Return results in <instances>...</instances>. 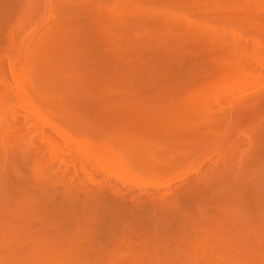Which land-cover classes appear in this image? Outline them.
Here are the masks:
<instances>
[{"label": "rangeland", "instance_id": "374dc122", "mask_svg": "<svg viewBox=\"0 0 264 264\" xmlns=\"http://www.w3.org/2000/svg\"><path fill=\"white\" fill-rule=\"evenodd\" d=\"M71 1L74 4L72 3L70 6L67 1V6H65L67 14L62 20V25L57 21H59L58 16L61 15V11L60 13L58 12L59 8L66 5L64 0H0V169H3L2 167L5 168V162L11 168L6 169L7 171L11 170L12 173L8 171L9 174L6 172L8 175H5V172L2 174L5 177V179L4 177L2 178V181L11 179L10 183L5 182L6 185L11 186L18 180L20 181L16 184L18 185V190L12 188V186V191L9 189L8 191L5 185L7 190L5 193L8 192V194L4 195V199L2 198L3 195L0 198L6 201L5 197L12 195L11 193L14 192L12 195L16 197L14 199H20L14 200V203L18 202L13 205H15L14 207L17 211H20L25 216L24 220L22 217V220H28L29 222V220L36 219V221L34 220L35 226L29 222L31 223L29 229L27 228L29 223L25 222L27 223L25 225L20 218H17L20 221H17L18 223L16 222L17 219L8 221V211L15 210L13 205H11L12 203L9 206L13 208L10 209L8 207L9 210L5 211V214H0V264H264V76L260 78L261 81H258L260 80L258 79L252 82L256 85H254L255 87L263 88L258 94L260 96L263 94L261 98L258 96L261 102L257 103L256 110H248L249 112L251 111L250 115L247 114L249 116H246L248 111H245V113L242 111L243 115L245 114L244 118L240 112L239 114L242 116L238 118L240 124L246 122L244 127L241 126L242 130L254 138L255 141L252 140L254 141L253 145H256L253 146L251 144V146L249 144L250 146H247L245 141L246 143L243 147V141H241V144L237 135L233 136L237 131L236 127L239 128V126L235 125V128H232L235 133L231 130L233 142L236 139L238 141L236 140L237 142L233 143L231 139L230 144L237 146H235L236 149L234 147H232L234 149L231 147L230 149L239 153L235 155L230 151L231 154L229 155L239 156L241 152L246 155V158L243 157L245 160L243 164L245 171L241 169L245 174L241 178L243 173H240L241 175H238L239 180L235 183L237 185L240 183L241 187L242 184L248 187L249 191L247 190L245 193L248 192L250 194L247 193L248 196L245 193L241 194L240 192L244 190L242 189L243 187H240L243 191L239 189L238 186L240 185L231 186L232 189L235 187L232 190L233 193L228 195L227 200L222 201L221 207L223 206L224 208L227 205L229 208L232 205V208H236V210L235 208L233 209L235 210L234 214H232L233 210L230 207V209H227L232 211L230 212L231 215L230 213L228 214L229 218L223 215L224 219L222 218L216 225L215 221H213L215 218L210 221L207 220L209 224L210 222L212 225L214 224L215 226L213 225V227L215 228L223 223V226L220 227L221 233L219 232L218 241L214 239V244L212 243L211 234L208 235L212 229L210 225V230H203L206 226L202 229L206 232V235L203 234V231L202 233L200 231L201 234H199L196 232V228L192 229L197 236L199 234L200 239L205 243L206 251L202 255L199 254L200 251H198L199 253L197 252L198 255H192V253L191 255H189L190 253L182 255L181 251V253L177 252L180 255H175V250L178 251L182 250L179 248H185V242L182 244L184 238H179L180 235L174 240L175 242L167 240L166 243L164 242L165 238L163 239L162 243H166L167 247L170 245L169 249L163 247V244L158 247L161 242L159 244L155 243L157 240L149 243L152 238L151 234H149L151 236L148 237V239L150 238L148 242H142L145 241L143 240L144 236L148 235L146 232L152 234L155 232L152 223L154 224L157 218L167 216L172 210L171 206L165 209L168 201L165 204L159 201V204L162 202L161 206L164 207L159 208L156 206L155 204L158 202L155 201L154 197L157 195L153 196V194L165 197L170 190L166 187L157 189L154 187L138 188V186L134 185L127 186L120 179L110 175L108 170L118 173L124 171L127 176H132V174L141 175L147 173V171V174H157L176 159L183 160V165L188 163L192 165L191 163L193 162L190 161L193 159L194 161L197 160L195 163L198 164L197 162L203 159L201 158L203 155L201 156L200 152L205 153L209 149V145H205L202 142V147L205 145L206 150L203 148L201 150V143L200 145L197 143L203 140L202 136L197 137L196 134H193L191 138V135H188L186 131L190 132L187 130L189 129L188 127H198L200 124L203 127L205 122L208 123V120L214 121L219 120L221 117L224 118L227 110L234 107H230L231 101L238 97L240 91H242H239V89L243 87L241 86L243 85L241 79L245 73L247 74L246 70L249 69L251 76L248 73L249 75L247 76L249 77H244L246 82H244L245 80L243 82H249V85H251L250 81L253 76L264 68V0H117V2L116 0H98L99 3L92 0ZM109 6L110 10L108 9ZM63 9L61 8L60 10ZM150 9L152 10V15L150 14ZM111 10L112 12L110 13ZM191 21L199 24L201 22V26ZM55 24L57 27L60 26L59 28H61V25H65L68 29L63 27L61 28L63 31L61 29L55 31L56 35L54 33L55 36L53 39L51 38L50 46L53 51L51 50L49 55L53 56L52 58L57 63L51 58L54 67H48L44 61L38 60L39 50L43 47L39 45L36 39H38L37 36L44 34L52 25L54 27ZM81 26L83 28H80ZM93 26L94 29H92ZM202 27L213 32L212 39L214 41L219 36L223 39L222 35L224 33L222 32H225L224 36L228 35L229 39L235 35V38H233L236 45L232 48L233 46L228 43L231 40L227 43L224 42L227 46L224 43L223 45L221 44L224 39L222 41L217 39V44L211 40L208 41L211 31L206 33L202 30ZM64 31L70 33L67 34ZM218 32L221 35H218L215 39L214 35L216 36ZM227 32L228 34H226ZM195 33L198 35L196 34V36ZM179 38L180 40H177ZM226 38L225 41L227 40ZM79 39L81 41H78ZM150 39H152L151 42ZM174 39L181 42H175ZM188 40H191L189 44ZM144 41H146V44ZM153 43L154 45H151ZM196 44L199 45L197 46ZM66 46L69 50L65 48ZM86 46L89 48L87 49ZM166 46L168 48L171 46L169 49L173 52ZM247 53H252L254 56L257 53V58L260 57V59L254 61L255 59L253 58L252 60V57L250 55L247 56ZM88 54L91 55L89 56ZM171 54L172 56L175 55V59ZM54 55L56 57L59 55V60L58 58L55 59ZM72 56L75 60H73ZM159 57L161 61L157 60ZM164 57H167L168 60L166 62L169 61L167 62L168 65H166ZM222 57L226 58V63L224 61L222 63V60L219 59H224ZM243 57L245 59H242ZM184 59L186 64L183 63ZM227 59L230 63H235L233 62L234 60L238 63L237 60L239 61V59L241 62L244 60V63L242 62V66L239 61L233 67V64H227ZM126 61L127 63L130 62V64H127ZM162 61L164 62L163 64H161ZM30 64H32V67L29 68L31 70L27 72L28 68H25V66ZM53 70L54 72H52ZM184 74L186 75L184 76ZM250 77V81H247ZM179 78L181 80H178ZM18 79L20 80L19 83ZM58 82L61 86L58 85ZM237 82L241 85L238 86L239 83L237 84ZM236 84L238 90L236 89ZM18 86L21 87L17 91ZM249 90L251 91L252 89ZM249 90L247 89L244 92L247 93ZM244 92L241 94H244ZM244 110H247V108ZM37 113L44 117V120H37L35 117V115H38ZM200 117L199 121L198 118ZM196 120L198 121L196 122ZM238 122L236 124L239 125ZM56 128H60L68 135L76 138L77 142L84 147L83 149L81 148L82 151H76L80 149V146L77 145L78 148L74 147L73 144L71 145L68 139H64L55 130ZM205 130L201 131L200 129L199 135ZM230 133L227 135L229 137H227L228 141L231 138ZM137 137H142L143 140ZM147 137L149 138L145 140ZM152 138L153 140L157 138V140L155 139L156 141H153L154 143L161 142L158 143V146L153 144L155 149L151 146L153 142L151 143L150 139ZM120 139L125 142L126 149H122L119 146L123 144ZM169 140L171 145L168 143ZM132 142L135 144H132ZM50 143L53 144L51 145ZM164 143H166V146H163ZM227 144L226 147L224 146L226 149L229 146V143ZM147 146H151L153 150ZM198 146L201 150L198 149L199 152L197 150ZM224 147L223 149H225ZM249 148V152L246 151ZM159 149L162 150L160 151ZM209 150L206 151V154H208ZM227 150L229 151V148ZM196 151L197 153L195 154ZM4 152L7 153L6 159ZM50 152H53L54 158L51 164H49V161L51 162L49 160ZM213 156L215 157V155ZM217 158L216 156L212 160ZM237 159L238 157L235 158L236 163ZM26 161H30L29 163L31 164ZM186 162L187 164H184ZM23 163L25 164L23 165ZM205 163L209 162L203 160L201 163L202 166L204 165L203 168L206 166ZM209 164L207 165L209 166ZM100 165L104 166L105 169H101ZM38 170H45L47 176L45 172L39 173ZM128 172L129 174H126ZM191 172L193 170L189 173ZM37 173H45L42 175L46 177L37 178ZM230 174H232L231 171ZM18 175L22 176V178L20 179ZM27 177H33L28 179V184L25 183V179L22 180ZM44 177L45 179L48 178L47 181H52L47 183ZM195 177L196 174L192 173V176L184 180L175 181L171 186L173 189H181L183 185ZM38 179L40 181L42 179L43 181L45 180V184ZM222 182L220 181V183ZM219 184H217V188L220 187ZM101 186L105 190L103 194H100L101 192L98 193V188ZM13 189L19 191L17 194L19 198H17ZM94 190H97V192ZM254 190L255 192L253 193ZM1 193L4 192H0V195ZM253 194L255 195L253 196ZM184 195L177 196L179 197V204L183 208L185 206L188 207L192 200V198L189 200L190 196L188 198V196L184 197ZM240 195L243 197L241 198ZM163 196L162 198H164ZM152 201L155 203V207L152 206ZM103 202L104 204H102ZM106 204L108 205L106 206ZM107 207H111L112 210L109 208L111 211L109 210L108 212ZM157 208H159V211ZM40 209L41 212H38ZM42 209L45 211L42 212ZM150 209H152V212ZM155 209L158 211L156 214L159 217L156 215V219L154 218L155 220L153 219L151 222V218L154 217L153 214L156 212ZM145 211L146 213H144ZM148 212L151 213L147 215ZM38 213L40 215L45 213V216L39 218ZM151 214L152 216H150ZM140 215L142 218H140ZM148 216H150L149 222H151V224L147 223L150 225L149 227L146 224L148 219L147 221L145 220ZM230 216H234V218H230ZM235 217L239 218V222ZM234 222L236 223L233 224ZM9 224L10 228H14L12 231L16 229V234L9 232V236H7V234L5 235L6 232L2 233L6 231L4 228L6 225L9 226ZM143 224H146V229H144L145 227L143 228ZM8 226L7 228H9ZM25 226L27 231L24 230ZM201 226L203 225L201 224ZM183 227L186 229L183 235L187 236L191 244L192 239L195 238L192 236L193 232L190 228ZM143 230L146 233L145 235L142 232ZM150 230L152 231L150 232ZM7 231L9 230L7 229ZM177 231H181V228ZM177 231L173 234L174 237H176ZM19 233L25 235L18 237ZM167 235V239L170 236V239L174 238L172 237V230L167 232ZM154 237L155 239L156 237L158 238L157 235ZM19 238H22V241ZM68 238L72 240L71 243H69ZM86 238L91 239L90 241L93 244L91 245ZM155 239L153 238L152 240ZM184 241L188 243L187 240L184 239ZM153 243L158 244L155 247L156 249L157 247L161 248L155 251L152 247ZM70 244L72 246L73 244L76 245V248H72ZM94 244L98 247L96 248ZM208 244L213 245L214 249L213 246L209 248ZM22 245L25 246L22 247ZM92 246L94 247L92 248ZM100 246L104 249V255L99 254L98 249H101ZM143 246H146L145 250ZM218 247H221V249L223 247V251L226 249L229 254L221 255L219 250H222ZM68 248L71 251L72 249L76 251L72 252L73 255L70 253L66 257L67 260L63 256L64 259L62 260L60 255L50 254L51 251H58L56 253L60 252L61 254V251L63 252L64 250L68 253ZM91 248L93 249L92 251ZM128 248L132 250L129 251ZM189 248H191L190 245ZM142 249L144 250L142 251L144 255H139V251L141 252ZM146 249L148 250L147 252H145ZM186 249L190 251L192 248ZM166 251L172 253L169 255ZM66 252L61 255L65 253L67 256ZM151 252L152 254L150 255L149 253ZM153 252H155L154 255ZM164 252H166V255H163Z\"/></svg>", "mask_w": 264, "mask_h": 264}, {"label": "bare ground", "instance_id": "6f19581e", "mask_svg": "<svg viewBox=\"0 0 264 264\" xmlns=\"http://www.w3.org/2000/svg\"><path fill=\"white\" fill-rule=\"evenodd\" d=\"M67 1L70 3H68L70 6H71V4L73 3L71 0L69 1V0H64V2L66 3V5H63L64 7L65 6H67ZM93 2H97V3H99V1L98 0H92ZM112 1V0H111ZM116 2H117V0H116ZM115 2V3H116ZM106 3H108V2H106ZM110 3V2H109ZM108 3V4H109ZM29 4V3H28ZM74 4V3H73ZM30 5V4H29ZM105 5V4H104ZM107 5V4H106ZM183 5V4H182ZM110 6H112V5H110ZM110 6H109V10H110ZM153 6V5H152ZM64 7H60L59 8V10H58V12L60 13V11H61V15H59L58 17V19H59V21H57L58 23L60 22V24H62V20H63V18H64V16L67 14L66 13V10L65 9H67L66 7L64 8ZM63 9V10H60V9ZM154 8V7H153ZM107 9V8H106ZM106 9H105V11H106ZM147 9H149V8H147ZM151 10V9H150ZM124 11V10H123ZM158 11V10H157ZM108 12V11H107ZM112 12V10L110 11V13ZM154 12V11H153ZM148 13H149V11H148ZM146 14V13H145ZM150 14L152 15L153 13H152V10L150 11ZM179 14V13H178ZM99 15V14H98ZM183 15V14H182ZM101 16V15H100ZM123 16V15H122ZM170 16V15H169ZM177 16V15H176ZM102 17V16H101ZM151 17H153V16H151ZM173 17V16H172ZM178 17H180V16H178ZM177 17V18H178ZM100 18V17H99ZM122 18V17H121ZM173 18H175V17H173ZM185 18V17H184ZM61 19V20H60ZM102 19V18H101ZM183 19V18H182ZM175 20V19H174ZM181 20V19H180ZM189 20H192V19H189ZM99 21V20H98ZM185 21H187L186 19H185ZM100 22V21H99ZM173 22V21H172ZM176 22V21H175ZM191 22H193V21H191ZM190 23V22H189ZM194 23V22H193ZM198 23V22H197ZM197 23H194V24H197ZM60 24H58V25H60ZM97 24V23H96ZM116 24V23H115ZM192 24V23H191ZM199 24V23H198ZM200 24H201V22H200ZM199 24V25H200ZM63 25V24H62ZM61 25V28H66V26L64 25V26H62ZM93 25V24H92ZM53 26V25H52ZM50 27L46 32H44V34H41L40 36H37V38L38 39H36L37 40V42L39 43V45H42L41 47H43L42 49H40L39 50V53H38V56H39V59L38 60H42V61H44V63H46L47 65H48V67L49 66H53V64H52V60H54L52 57L53 56H50L49 54L51 53V50H52V47L50 46L51 44H50V42H52L51 40L53 39V37L56 35V32L55 31H58L59 29H61V28H59V27H57L56 26V24L54 25V27ZM97 26H98V24H97ZM120 26V25H119ZM198 26V25H197ZM201 26V25H200ZM200 26H198L199 28H200ZM207 26V25H206ZM72 27V26H71ZM73 27H74V25H73ZM84 27H86V26H84ZM185 27H186V25H185ZM196 27V26H195ZM194 27V28H195ZM80 28H83L82 26L80 27ZM122 28V27H121ZM203 28V27H202ZM66 29H68V28H66ZM76 29V28H75ZM92 29H94V26H93V28ZM184 29V28H183ZM220 29V28H219ZM62 31H63V29H61ZM85 30V29H84ZM90 30V29H89ZM198 30V29H197ZM204 32H206L207 33V31H209V29L208 30H206V28H203L202 29ZM74 31V30H73ZM82 31V30H81ZM88 31V30H87ZM130 31V30H129ZM211 31V30H210ZM209 31V32H210ZM223 31H226V30H223ZM64 32H66V31H64ZM86 32V31H85ZM194 32H195V30H194ZM220 32V31H219ZM219 32L218 33H216V36L214 35V37H215V39H216V37L218 36V35H221V34H219ZM53 33V34H52ZM54 33H55V35H54ZM67 33V32H66ZM68 33H70V32H68ZM67 33V34H68ZM77 33V32H76ZM82 33V32H81ZM130 33V32H129ZM133 33V32H132ZM222 33H224V35H225V32H222ZM197 33H195V35H196ZM226 34H228V32L226 33ZM58 35V34H57ZM195 35H193V36H195ZM198 35V34H197ZM196 35V36H197ZM207 35H209V34H207ZM211 35V36H210ZM210 35H209V40L208 41H212L213 43L215 42L216 44H217V42H218V40L220 39L222 42H221V44L223 45V43L225 42V43H227L228 41H230L231 40V42H228V43H230L233 47L232 48H234V46L236 45V43H234V38H235V35H233V37L231 36V38L229 39L228 38V35H226L227 36V38H226V36H224V35H222V38L223 39H221L220 38V36L219 37H217V39L214 41V39H212V35H213V32L211 31V33H210ZM76 37H77V35H75ZM81 36V35H80ZM87 36V35H86ZM227 39L226 41H225V38ZM82 37H83V35H82ZM132 37V36H131ZM171 37V36H170ZM204 37V36H203ZM205 37H206V35H205ZM52 38V39H51ZM78 38V37H77ZM76 38V39H77ZM89 38V37H88ZM151 38V37H150ZM178 38V37H177ZM196 38H198V37H196ZM65 39V38H64ZM69 39V38H68ZM95 39V38H94ZM100 39V38H99ZM163 39V38H162ZM190 39V38H189ZM67 40V39H66ZM96 40H97V38H96ZM151 40L152 39H150V42H151ZM157 40V39H156ZM177 40H180V38L179 39H177ZM183 40V39H182ZM68 41V40H67ZM72 41V40H71ZM78 41H81L80 39L78 40ZM174 41H175V39H174ZM186 41V40H185ZM189 41H191V40H188V44L190 43ZM203 41V40H202ZM206 41V40H205ZM208 41H207V43H208ZM137 42V41H136ZM145 42V44H146V41H144ZM171 42H172V40H171ZM175 42H179V41H175ZM181 42V41H180ZM179 42V43H180ZM201 42V41H200ZM66 43V42H65ZM77 43V42H76ZM83 43V42H82ZM160 43V42H159ZM164 43V42H163ZM183 43H184V41H183ZM182 43V44H183ZM224 43V45L225 46H227L226 44ZM71 44H73V43H71ZM124 44V43H123ZM162 44V43H161ZM185 44V43H184ZM205 44V43H204ZM210 44V43H209ZM219 44H220V41H219ZM66 45H67V43H66ZM130 45V44H129ZM138 45V44H137ZM151 45H154V43L153 44H151ZM159 45V44H158ZM171 45V44H170ZM197 45V44H196ZM199 45V44H198ZM197 45V46H198ZM68 46H69V44H68ZM73 46V45H72ZM82 46V45H81ZM80 46V47H81ZM88 46V45H87ZM87 46H86V48H87ZM134 46V45H133ZM140 46V45H139ZM143 46L145 47V45L143 44ZM163 46H165V45H163ZM169 46V45H168ZM188 46V45H187ZM89 47H91V45H89ZM88 47V48H89ZM132 47V46H131ZM150 47V46H149ZM152 47V46H151ZM155 47V46H154ZM159 47V46H158ZM171 47V46H170ZM169 47V48H170ZM186 47V46H185ZM184 47V48H185ZM228 47H229V45H228ZM65 48H67V46L65 47ZM73 49H74V47H72ZM87 48V49H88ZM94 48H95V46H94ZM127 48V47H126ZM141 48V47H140ZM166 48H168L167 46H166ZM168 48V49H169ZM225 48V47H224ZM68 49V48H67ZM91 49V48H90ZM97 49V48H96ZM117 49V48H116ZM157 49V48H156ZM216 49V48H215ZM235 49H236V47H235ZM55 50V49H54ZM69 50V49H68ZM142 50V49H141ZM154 50V49H153ZM160 50V49H159ZM170 50V49H169ZM222 50V49H221ZM224 50V49H223ZM50 51V52H49ZM53 51V50H52ZM64 51V50H63ZM73 51V50H72ZM84 51V50H83ZM91 51V50H90ZM133 51V50H132ZM162 51V50H161ZM160 51V52H161ZM170 51H172V50H170ZM175 51V50H174ZM217 51V49L215 50V52ZM75 52V51H74ZM86 52V51H85ZM168 52V51H167ZM173 52V51H172ZM178 52V51H177ZM54 53V52H53ZM53 53H52V55H53ZM76 53V52H75ZM88 53H90V52H88ZM95 53V52H94ZM93 53V54H94ZM162 53V52H161ZM169 53V52H168ZM167 53V54H168ZM171 53V52H170ZM180 53V52H179ZM179 53H177V54H179ZM217 53V52H216ZM220 53V52H219ZM225 53V52H224ZM237 53H238V51H237ZM86 54V53H85ZM166 54V53H165ZM57 55V54H56ZM62 55V54H61ZM66 55V54H65ZM89 55V54H88ZM91 55V54H90ZM89 55V56H90ZM163 55V54H162ZM221 55H224V54H221ZM221 55H220V57H221ZM231 55V54H230ZM245 55V54H244ZM248 55H250L251 57H252V60H253V58L255 59L254 61H258V59H260V57H258L257 58V56H258V54L256 53V57L254 56V54H250V53H247V56ZM55 56V55H54ZM75 56V55H74ZM123 56H125V55H123ZM165 56V55H164ZM171 56H172V54H171ZM186 56V55H185ZM73 57V56H72ZM88 57V56H87ZM168 57V56H167ZM167 57H164V59H165V62H166V60H168L167 59ZM174 59H175V55H173L172 56ZM219 57V56H218ZM38 58V57H37ZM51 58H52V60H51ZM56 58H58V60H59V55H58V57H56L55 56V59ZM83 58V57H82ZM183 58V57H182ZM187 58V57H186ZM222 58H224V57H222ZM71 59V58H70ZM76 59H77V57H76ZM159 59H161L160 57L157 59V60H159ZM172 59V58H171ZM174 59H172V60H174ZM220 60H222V63H223V61H224V63H226V58H224V59H221V58H219ZM218 59V60H219ZM230 59V58H229ZM238 59V58H237ZM242 59H245V57H243ZM257 59V60H256ZM36 60V59H35ZM72 60V59H71ZM73 60H75L74 59V57H73ZM86 60H87V58H86ZM157 60H156V62H157ZM234 60V59H233ZM262 60V59H261ZM37 61V60H36ZM36 61H34V62H36ZM55 62H56V60H54ZM80 61V60H79ZM83 61V60H82ZM159 61H161V60H159ZM158 61V62H159ZM185 59L183 60V63H185ZM229 60L227 59V64L228 63H230V61L228 62ZM239 61H240V59H239ZM239 61L237 60V62L239 63ZM244 61V60H243ZM242 61V62H243ZM39 62V61H38ZM59 62V61H58ZM77 62V61H76ZM151 62H152V60H151ZM156 62H154V63H156ZM167 62H169V61H167ZM167 62H166V65H168L167 64ZM221 62V61H220ZM233 62H235V63H230V64H233V67H235L234 66V64L236 65V64H238V63H236V61L234 60ZM241 62V61H240ZM240 63L241 65L244 63ZM247 62V61H246ZM41 63V62H40ZM44 63H42L43 65H44ZM54 63V62H53ZM57 63V62H56ZM67 63V62H66ZM81 63V62H80ZM126 63H127V61H126ZM164 62L162 61V63L161 64H163ZM173 63H174V61H173ZM178 63H180V62H178ZM42 64H41V66H42ZM55 64V63H54ZM119 64V63H118ZM127 64H130V62H128ZM147 64V63H146ZM176 64V63H175ZM182 64V63H181ZM186 64V63H185ZM239 64V65H240ZM263 64H264V58H263ZM66 65V64H65ZM147 65H149V64H147ZM146 65V66H147ZM156 65V64H155ZM177 65V64H176ZM175 65V66H176ZM226 65V64H225ZM244 65H247V64H244ZM29 66V67H28ZM56 66V65H55ZM58 66H59V64H58ZM61 66V65H60ZM158 66H160V65H158ZM163 66H165V65H163ZM230 66H232V65H230ZM238 66V65H237ZM236 66V67H237ZM243 66V65H242ZM32 67V64H30V65H26L25 66V68H28L27 69V72H28V70L30 71L31 69H29V68H31ZM54 67V66H53ZM70 67V66H69ZM84 67H86V66H84ZM139 67V66H138ZM148 67V66H147ZM172 67H174V66H172ZM177 68H178V65L176 66ZM180 67V66H179ZM24 68V67H23ZM72 68V67H71ZM82 68V67H81ZM243 68V67H242ZM47 69V68H46ZM53 69H55V68H53ZM58 69H59V67H58ZM61 69V68H60ZM246 69V68H245ZM24 70V69H23ZM49 70H50V68H49ZM177 70V69H176ZM25 71V70H24ZM32 71H33V68H32ZM63 71V70H62ZM66 71V70H65ZM70 71V70H69ZM139 71V70H138ZM137 71V72H138ZM164 71V70H163ZM247 71V74L245 75H243V77H242V79H241V77H240V79H241V81H242V83H243V85H241L240 83H241V81H239V82H237V84H238V86H243V87H241L242 89H239V91L240 90H242V91H240V95H238V97H236V98H234L232 101H231V103H230V107H233L234 108V110H233V108H229L228 110H227V114H226V116H224V118H220L219 120L217 119V120H214V121H211V120H208V123L207 122H205L204 123V125H203V127L201 126V124L197 127V126H194V125H192V126H194V127H188L189 129H187L188 131H190V132H187L186 131V133L188 134V135H191V138H192V135L193 134H196V136L198 137V136H202L201 138L203 139V140H200L201 142H199V143H197L198 145H200V143H201V150H202V148L203 149H205V145H209L208 147H209V149H211V150H209V152H207L208 154H206V151H208V150H206L205 151V153H202V152H200L201 153V156L203 155V157H201V158H203V159H201L200 157V159H201V161L199 162H197L198 164H196L195 163V161H197V160H195L194 161V159L192 160V161H190V162H193V163H191L192 165H190V163H188L187 164V162L186 163H184V164H187V165H183V160H180V159H174L175 161H172L170 164H168L166 167H164L163 168V171H161L160 173H157V174H154V173H149V174H147L148 173V171H147V173H145V174H141V175H137V174H135V175H133L132 174V176L131 175H129V176H127V175H125V172L123 171V172H121V173H118V172H116V171H110V169H108L109 170V174L110 175H113L114 177H116V178H118V179H120L123 183H124V185L126 184L127 186L128 185H134V186H138V188H149V187H151V188H157V189H160V187H166L168 190H170V192L168 193V194H166V196L164 197L163 195H158V194H153V196H155V195H157L156 197H154L155 198V201H157L156 203L157 204H155L153 201V207H155V205L156 206H158L159 208L160 207H164V206H161V204H165V202H167L168 201V204L165 206L166 208L165 209H168L167 207L168 206H171L172 208V210H171V213L169 214H167V216H164L163 218H155L156 217V215H157V217H159V215L158 214H156L159 210V208H157V210L158 211H156V209H155V214H153L154 215V217L153 218H151V222L153 221V219L155 220V222H154V224L152 223V226H153V229H154V231L155 232H153V234L152 233H149V232H146L148 235L146 236L145 234V232H144V230L142 231V232H144V239L143 240H145V241H142V242H148V240L150 239H148V237H150L151 235H152V238L149 240V243H151V242H155L156 240H157V242H155V243H158L159 244V242H161L160 243V245H158V244H155V243H153V248L155 249V251H157L158 249H160V248H158L159 246H162V244L164 245L163 247H167L165 244L167 243V240H172V241H174L175 239H177L178 238V236L180 235V237L179 238H184L185 240H187L188 241V238H187V236H185V235H183L184 234V232L186 231V229H184V227L183 226H185V228L187 227V228H190L191 229V231L193 232V238L194 239H192V243H193V245H192V243L190 244V242L188 241V243H189V245H190V247L192 248H189V245H188V243L186 242V241H184V239H183V241H182V244L185 242V248L184 247H182V248H179V249H182V250H175L176 252H175V255H180V254H178L180 251L182 252V255L184 254V253H190L189 255H191V253H192V255H198L197 254V252L198 251H200V255H202V253L203 252H205L206 251V249H205V243L203 242V240L202 239H200L201 237L199 236V234H201L202 233V231L203 230H210L211 229V227H212V229L210 230V232H209V234L208 235H210L211 234V237L213 238V241H212V243L214 244V239L215 240H217L218 241V237H219V232L221 233V228L220 227H222L223 225V223H221L220 225L221 226H218V227H213V225L211 224V222H210V224H209V221L210 220H212V218L214 219L213 221H215L214 223H215V225L216 224H218L221 220H222V216L223 215H225L226 217L228 216V214L230 213V212H232V211H230V210H227V209H230V207L232 206H230L229 208L227 207V205L226 206H224V208H223V206L221 207V203H222V201H224L225 199L227 200V198L229 197L228 195L229 194H231V193H233L232 192V190L236 187L235 186V184L238 182L237 180H239V176L238 175H241L240 173H243L245 170V166H243V164H244V158H246L245 156L246 155H243L244 154V152H241L240 154H239V156H235V155H237V153H239V152H235V150L234 151H231V149H230V147L232 148V147H234L235 149H236V147L235 146H237V145H235V146H233L232 144H230V141H231V139H232V135H233V133L231 132V130H232V128H235V125H237V126H239V128L238 127H236V129H237V131H236V133H235V131H233L235 134L233 135L234 137L237 135V138L239 139V141H240V143H241V141H243V143H244V145H242L243 147L245 146V143H246V145L247 146H250L251 144L253 145V143H254V138H252V136L251 135H249V134H247V132H243L244 130H242V127L241 126H245V124H246V122H243V124H240L239 122H238V118L240 117L241 118V116L243 115V113H245V111L247 112L248 110H251V109H253V110H256V106H258L257 105V103L259 104V102H261L259 99L261 98V97H263L262 95L263 94H261V96L260 95H258V94H260V92L262 91V87H255L256 85L254 84V83H252L253 81H256V80H258V79H260V78H262V76H264V68H262V69H260L259 70V72L257 71V70H255V71H257L256 73V75L255 76H253V78H252V80L250 81V79H251V77L247 80V81H250V83H252L251 85H249V82L248 83H244V82H246V78L244 79V77H249V76H251V74H250V72H249V69H247L246 70ZM52 72H54V70L52 71ZM57 72H58V70H57ZM96 72V71H95ZM150 72V71H149ZM154 72V71H153ZM74 73V72H73ZM160 73V72H159ZM243 73V72H242ZM250 75H249V74ZM24 74H25V72H24ZM58 75H59V73H57ZM62 74V73H61ZM60 74V75H61ZM72 74V73H71ZM80 74V73H79ZM151 74V73H150ZM157 74V73H156ZM179 74V73H178ZM63 75V74H62ZM61 75V76H62ZM65 75V74H64ZM159 75V74H158ZM186 74H184V76H185ZM247 75H249V76H247ZM56 76V75H55ZM60 76V77H61ZM70 76H72V75H70ZM136 76V75H135ZM56 77H58V76H56ZM59 77V78H60ZM78 77V76H77ZM92 77V76H91ZM58 78V79H59ZM110 78V77H109ZM145 78V77H144ZM152 78V77H151ZM181 78V77H180ZM178 79V80H181V79ZM16 79V78H15ZM73 79V78H72ZM92 79V78H91ZM239 79V80H240ZM146 80H148V79H146ZM154 80V79H153ZM245 80V81H244ZM19 79H18V83H19ZM55 81V80H54ZM60 82H61V80H59ZM117 81H118V79H117ZM150 81V80H149ZM244 81V82H243ZM258 81H261V79L260 80H258ZM64 82V81H63ZM120 82V81H119ZM141 82V81H140ZM21 83V82H20ZM71 83V82H70ZM116 83V82H115ZM260 83V82H259ZM56 84H57V82H56ZM95 84V83H94ZM237 84H236V89H237ZM244 84H246V85H244ZM248 84V85H247ZM58 85H60L59 84V82H58ZM57 85V86H58ZM73 85V84H72ZM78 85V84H77ZM255 85V86H254ZM61 86V85H60ZM59 86V87H60ZM82 86V85H81ZM90 86V85H89ZM21 86H18L17 87V91L19 90V88H20ZM94 87V86H93ZM240 88V87H239ZM262 88V89H261ZM247 89L249 90V89H252L250 92L248 91L247 93H245L246 91H247ZM238 90V89H237ZM77 91V90H76ZM245 91V92H244ZM242 92H244V94H241ZM93 93V92H92ZM81 94V93H80ZM258 96H260V98L258 97ZM90 97V96H89ZM86 99V98H85ZM173 100V99H172ZM177 100V99H176ZM261 100H263V99H261ZM179 101V100H178ZM167 104V103H166ZM255 104V105H254ZM254 105V106H253ZM250 109H249V108ZM255 109H254V108ZM247 108V110H244V109H246ZM232 109V110H231ZM169 111V110H168ZM171 111V110H170ZM242 111H243V113H242ZM239 112L242 114H239ZM35 113V112H34ZM251 114V111L249 112L248 111V113H246V116H249L250 114ZM254 113H255V111H254ZM253 113V114H254ZM38 115H35V117L37 118V120H39V121H41V120H44V117H42L39 113H37ZM247 114H249V115H247ZM238 115H240V116H238ZM245 115V114H244ZM244 115L242 116L243 118H244ZM246 116H245V119H246ZM212 119H214L213 117H211ZM210 118V119H211ZM242 118V119H243ZM199 119V121H200V119H201V117L200 118H198ZM206 119V118H205ZM198 120H196V122H197ZM244 121V120H243ZM246 121V120H245ZM248 121V120H247ZM259 121H260V119H259ZM236 122H238L239 123V125L238 124H236ZM202 123V122H201ZM245 123V124H244ZM190 124V123H189ZM226 124V125H225ZM254 124V123H253ZM198 125V124H197ZM190 126V125H189ZM252 126V125H251ZM254 126V125H253ZM201 127V128H200ZM246 127H248V126H246ZM198 128H200L201 129V131H203L204 129H206L205 130V132H202L201 133V135H199L200 134V132H199V130L200 129H198ZM243 129H246V128H243ZM57 132H59L60 134H61V136L64 138V139H68L70 142H71V145L73 144L74 145V147H78V146H80V149H77L76 151H82V149L84 148L83 146H82V144L80 143L79 144V142H77V139L76 138H74V137H72V136H70V135H68L67 133H65L64 131H62L60 128H56L55 129ZM252 130V129H251ZM139 131V130H138ZM141 131V130H140ZM185 131V130H184ZM231 132V133H230ZM252 132H253V130H252ZM251 132V133H252ZM179 133V132H178ZM184 133V132H183ZM230 133V139H229V141H228V134ZM239 133H241V134H239ZM257 133V132H256ZM138 134V133H137ZM172 134V133H171ZM180 134V133H179ZM185 134V133H184ZM232 134V135H231ZM241 135V136H240ZM121 136V135H120ZM129 136V135H128ZM139 136H142V135H139ZM195 136V135H194ZM244 136V137H243ZM126 137V136H125ZM131 137V136H130ZM177 137V136H176ZM228 137V138H227ZM233 137V138H234ZM138 139L140 138V137H137ZM149 137H147V138H145V140L146 139H148ZM159 138V137H158ZM161 138V137H160ZM206 138V139H205ZM225 138H227V139H225ZM123 139V138H122ZM122 139H120L121 141L120 142H122ZM136 139V138H135ZM140 139H142V137L140 138ZM156 140H157V138H155ZM153 140V138L152 139H150L151 140V143L153 142V141H156V140ZM167 139V138H166ZM194 139V138H193ZM196 139V138H195ZM238 139H236L237 141H238ZM241 139V140H240ZM45 140L47 141V138L45 137ZM134 140V139H133ZM143 140V139H142ZM164 141H165V139H163ZM226 140H227V142H226ZM234 141V142H237V141ZM252 140H254V141H252ZM49 141V140H48ZM126 141V140H125ZM160 141V140H159ZM163 141V142H164ZM168 141V140H167ZM166 141V142H167ZM172 141V140H171ZM189 141V140H188ZM196 141H198V140H196ZM195 141V142H196ZM246 141V142H245ZM50 142V141H49ZM67 142V141H66ZM139 142V141H138ZM147 142V141H146ZM173 142V141H172ZM186 142V141H185ZM202 142L205 144H203L204 146L202 147ZM232 142H233V139H232ZM231 142V143H232ZM233 142V143H234ZM123 144L125 143V142H122ZM121 143V144H122ZM137 143V142H136ZM139 143H141V142H139ZM158 143H161V142H156V143H152V145L151 146H153L154 147V145L153 144H155L156 146H158ZM168 143H170V145H171V142H170V140H169V142ZM177 143V142H176ZM208 143H210V144H208ZM226 145H225V144ZM227 143H229V146L227 147V149L229 148V151L225 148L228 144ZM48 144V143H47ZM51 144V143H50ZM53 144V143H52ZM51 144V145H52ZM123 144L122 145H119L122 149H126L127 148V146L124 144V146H123ZM132 144H135L134 142H132ZM142 144V143H141ZM146 144H148V143H146ZM165 144V145H164ZM163 144V146H166V143H164ZM193 144V143H192ZM212 144V145H211ZM223 144H224V146H223ZM238 144V143H237ZM242 144V143H241ZM250 144V145H249ZM51 145H50V147H51ZM78 145V146H77ZM145 145V144H144ZM160 145V144H159ZM168 145V144H167ZM176 145V144H175ZM194 145V144H193ZM211 145V146H210ZM232 145V146H231ZM251 145V146H252ZM254 145H256V144H254ZM253 145V146H254ZM54 146V145H53ZM125 146H126V148H125ZM151 146L149 147V146H147V147H149L150 149H152L151 148ZM197 146V145H196ZM247 146H246V148H247ZM140 147V146H139ZM175 147V146H174ZM199 146H198V148H197V150L200 148ZM223 147L225 148V149H223ZM79 148V147H78ZM82 148V149H81ZM145 149H146V147H144ZM157 148H159V147H157ZM164 148V147H163ZM167 148V147H166ZM170 148V147H169ZM172 148H173V146H172ZM194 148V147H193ZM207 148V147H206ZM234 148H232V149H234ZM252 148V147H251ZM75 149V148H74ZM135 149V148H134ZM138 149V148H137ZM148 149V148H147ZM150 149H148V150H150ZM154 149H155V147H154ZM196 149V148H195ZM194 149V150H195ZM243 149V148H242ZM50 150V149H49ZM147 150V151H148ZM153 150V149H152ZM160 151L162 150V149H159ZM166 150V149H165ZM200 150V149H199ZM199 150H198V152H199ZM200 150V151H201ZM224 150V151H223ZM245 150V149H244ZM249 150H250V148L249 149H247L246 151H248L249 152ZM80 151V152H81ZM123 151V150H122ZM204 151V150H203ZM227 151H228V153H227ZM230 151H231V153H233V154H235V155H229V154H231L230 153ZM54 152V151H53ZM53 152H50L51 154H49V160H51V162L49 161V164H51L52 163V161H53ZM77 152V153H78ZM192 152V151H191ZM191 152H189V153H191ZM125 153V152H124ZM197 153V151L195 152V154ZM55 154V153H54ZM80 154V153H79ZM145 154V153H144ZM152 154V153H151ZM246 154V153H245ZM192 155V154H191ZM213 155H215V157L217 156L218 158L217 159H215V160H212V158H215ZM4 156H5V159L7 158L6 156H7V153L6 152H4ZM149 156V155H148ZM200 156V155H199ZM229 156H230V158H229ZM150 157V156H149ZM188 157H189V155H188ZM238 157V159H237V163L235 162V158H237ZM244 157V158H243ZM147 158V157H146ZM181 158V157H180ZM195 158V157H194ZM229 158V159H228ZM4 159V160H5ZM184 160H185V158H183ZM197 159V158H196ZM212 160V161H210V160ZM227 159H228V161H227ZM21 160V159H20ZM19 160V161H20ZM171 160V159H170ZM203 160L206 162V161H208L209 163H205L206 164V166L203 168V166L201 165V163L203 162ZM5 161H7V160H5ZM26 162H28V161H26ZM30 162V161H29ZM28 162V163H29ZM228 162H229V164H228ZM6 164H7V162H5ZM235 163V164H234ZM247 163V162H246ZM245 163V164H246ZM6 164H4V166H5V168L4 167H2L3 169H0V181H2V178L4 177V175H2V174H4V172H5V175H8L9 173H8V171H7V169L6 168H8V169H11V168H9ZM22 164V163H21ZM25 163H23V165H24ZM27 164V163H26ZM29 164H31V163H29ZM194 164V165H193ZM207 164H209V166L207 165ZM13 165L15 166V164L13 163ZM17 165H18V163H17ZM22 165V166H23ZM2 166V165H1ZM19 166H21L20 164H19ZM101 166V165H100ZM184 166V167H183ZM189 166V168H187ZM235 166V167H234ZM248 167V166H247ZM24 168V167H23ZM101 169H105L104 168V166H101ZM241 169L242 170H244V171H241ZM107 170V169H106ZM193 170V172H191V173H189L190 171H192ZM233 170V171H232ZM11 171V170H10ZM9 171V172H10ZM24 171V170H23ZM32 171V170H31ZM35 171H36V169H35ZM39 171V170H38ZM230 171H231V173L232 174H230ZM241 171V172H240ZM6 172L8 173V174H6ZM27 172V171H26ZM34 172V171H33ZM40 172H45L46 173V171L44 170V171H39V173ZM143 172V171H142ZM247 172V171H246ZM10 173H12V171L10 172ZM29 173V172H28ZM28 173H27V175H28ZM39 173H37L38 175L36 176L37 178H43V176H47V173L45 174V173H42V174H45V175H42V174H39ZM192 173H195L196 174V177L193 179V180H190V181H188V183H186L185 185H183V187H181V189L180 188H178V189H173L172 188V186H171V184L173 183V182H175V181H180V180H184V179H186V178H188V177H190V176H192ZM239 173V174H238ZM126 174H129V172L128 173H126ZM245 173H243L242 174V177L241 178H243V175H244ZM33 175V174H32ZM42 175V176H41ZM18 176H20V175H18ZM39 176V177H38ZM45 176V177H46ZM194 176V175H193ZM45 177H44V179H45ZM245 177V176H244ZM8 178V177H7ZM20 179L22 178V176H20L19 177ZM29 178H31V177H27V178H23L22 180H24L25 179V183H27L29 180ZM33 178V177H32ZM31 178V179H32ZM36 178V179H37ZM4 179H5V177H4ZM16 179V178H15ZM30 179V180H31ZM47 179L48 178H46L45 180H46V182L47 183H50L51 181L49 180V181H47ZM224 179V180H223ZM7 180V179H6ZM2 181V182H0V187H1V189H3V190H1L0 189V192H4V193H1V195H0V197L2 196V198L4 197V195H6V194H8V192H6L5 193V191H7L8 189L9 190H11V187L12 188H16L17 190H18V185H16L17 183H18V181L16 182V183H13V185L11 184V186H8V185H6V183L8 182V183H10V180L9 181ZM27 180V181H26ZM39 181H40V179H38ZM44 180V181H45ZM242 180V179H241ZM240 180V181H241ZM244 180V179H243ZM41 181H43V179L41 180ZM40 181V182H41ZM44 181H43V183H44ZM220 181H223L222 183H220ZM229 181V182H228ZM6 182V183H5ZM20 182V181H19ZM35 182V181H34ZM236 182V183H235ZM242 182V181H241ZM245 182V181H244ZM23 183H24V181H23ZM25 183H24V185H25ZM29 183V182H28ZM27 183V184H28ZM42 183V184H43ZM220 183V184H219ZM233 183V184H232ZM36 184V183H35ZM39 184H41V183H39ZM41 184V185H42ZM45 184V183H44ZM217 184H219L220 185V187L219 188H217L218 186H217ZM5 185H6V188H7V190H6V188H5ZM10 185V184H9ZM21 185V184H20ZM101 185V184H100ZM179 185V184H178ZM237 185V184H236ZM238 185H240V183L238 184ZM237 185V186H238ZM10 187V188H8V187ZM15 186V187H14ZM40 186V185H39ZM44 186V185H43ZM47 186H49V185H47ZM97 186V185H96ZM104 186V185H103ZM103 186H101V187H99L98 188V190H99V192L98 193H100V194H103V192H105V190H103L104 189V187ZM126 186V187H127ZM223 186V187H222ZM231 186H235L233 189L231 188ZM20 187V186H19ZM46 187V186H45ZM215 187V188H214ZM239 187V189H241L242 187V189L244 190H242L243 192H240L241 194L242 193H245L247 190H248V187H245V186H243V184H242V187H241V185L240 186H238ZM241 187V188H240ZM21 188H22V186H21ZM20 188V189H21ZM103 188V189H102ZM129 188V187H128ZM231 188V189H230ZM8 190V191H9ZM13 190H15V189H13ZM43 190H45V189H43ZM167 190V191H168ZM230 190H231V192H230ZM251 190V189H250ZM253 190V189H252ZM12 191V190H11ZM94 191H96L97 192V190H94ZM249 191V190H248ZM17 192V193H16ZM18 192L19 191H16L15 190V194H16V196H17V198H19V196L17 195L18 194ZM36 192V191H35ZM35 192H34V194H35ZM143 192V191H142ZM237 192V191H236ZM239 192V191H238ZM252 192V191H251ZM255 192V190L253 191V193ZM11 193V192H10ZM13 193L14 192H12L11 194L13 195ZM248 193V192H247ZM245 193L247 196H248V194H250V193ZM27 194V193H26ZM145 194V193H144ZM185 194V195H184ZM12 195H10V196H6L5 198H6V201L5 200H3L2 198H0V214L2 213H4L5 214V211H8L9 209H8V207L11 209V208H13L15 205H13V204H15V203H17L18 201H16L15 203H14V200H19V199H14V198H16V197H13ZM125 195V194H124ZM143 195V194H142ZM150 195V194H149ZM182 195H184V197H187L188 196V198H189V196H190V198H189V200L192 198V200H191V204L188 206V207H186L185 206V208H183L179 203V201H178V199H179V197ZM244 195V194H243ZM255 194H253V196H254ZM13 197V199H12V197ZM15 196V195H14ZM100 196V195H99ZM104 196V195H103ZM139 196H140V194H139ZM151 196V195H150ZM162 196L164 197V198H162ZM177 196H179V197H177ZM250 196V195H249ZM8 197V198H7ZM98 197V196H97ZM101 197V196H100ZM107 197V196H106ZM105 197V198H106ZM125 197H126V195H125ZM141 197V196H140ZM139 197V198H140ZM147 197V196H146ZM240 197H241V195H240ZM243 197V196H242ZM241 197V198H242ZM258 197V196H257ZM21 198H22V196H21ZM149 198V197H148ZM153 198V199H154ZM230 198H231V195H230ZM99 199V198H98ZM101 199V198H100ZM104 199V198H103ZM107 199V198H106ZM142 199V198H141ZM182 199V198H181ZM248 199H249V197H248ZM11 200V201H10ZM13 200V201H12ZM102 200V199H101ZM144 200V199H143ZM145 200L146 201H148L146 198H145ZM152 200V199H151ZM177 200V201H176ZM188 200V201H189ZM231 200H233V199H231ZM105 201V200H104ZM150 201V200H149ZM159 201H162L161 202V204H159ZM3 202H4V205H3ZM8 202V203H7ZM136 202H138V201H136ZM190 202V201H189ZM220 202V203H219ZM226 202V201H225ZM229 202V201H228ZM7 205H6V204ZM12 203V204H11ZM249 203H251V202H249ZM248 203V204H249ZM2 204V205H1ZM13 205V207H10L9 205ZM102 204H104V202L102 203ZM137 204V203H136ZM155 204V205H154ZM159 204V205H158ZM182 204V203H181ZM189 204V203H188ZM188 204H186V205H188ZM223 204H225L224 202H223ZM229 204H230V202H229ZM253 204H257V203H253ZM17 205V204H16ZM108 204H106V206H107ZM138 205V204H137ZM141 205V204H140ZM143 205V204H142ZM236 205V204H235ZM246 205V204H245ZM251 205V204H250ZM4 207V209H2L3 207ZM104 206V205H103ZM131 206V205H130ZM42 207V206H41ZM136 207V206H135ZM138 207H140V206H138ZM153 207H150V208H153ZM194 207V208H193ZM247 207H249V206H247ZM252 207V206H251ZM7 208V209H6ZM111 210H112V208L111 207H109ZM108 207H107V211L109 212V209ZM131 208V207H130ZM235 208V207H234ZM234 208H232L231 207V210H233ZM14 209L15 210H9L8 211V213H9V217H7L8 218V221H10L11 219H17V218H20V220L22 221V222H27V223H29V222H31L32 223V225H34L35 224V221H36V219H32V220H29V222H28V220L26 221H23L24 220V217L25 216H23V213H21L20 211H17V209L14 207ZM105 209H106V207H105ZM110 210V211H111ZM151 210V212H152V209H150ZM149 210V211H150ZM235 210H236V208H235ZM235 210H233V213L232 214H234V211ZM10 211H11V213H10ZM37 211V210H36ZM43 211H45L44 209H42V212ZM106 211V212H107ZM228 211V212H227ZM20 212V213H19ZM38 212H41V209L38 211ZM105 212V211H104ZM151 212H148V214L147 215H149V213H151ZM19 213V214H18ZM37 213V212H36ZM93 213V212H92ZM96 213V212H95ZM144 213H146V211L144 212ZM236 213V212H235ZM251 213V212H250ZM249 213V214H250ZM1 214V215H2ZM21 214V215H20ZM39 214V213H38ZM37 214V215H38ZM41 214H43V213H41ZM152 214L150 215V216H152ZM227 214V215H226ZM25 215V214H24ZM95 215V214H94ZM117 215V214H116ZM131 215V214H130ZM166 215V214H165ZM230 215H231V213H230ZM236 215V214H235ZM43 216H45V213L43 214V215H38V217L40 218V217H43ZM150 216H148L145 220L147 221V219H148V221L146 222V224L149 222V220H150ZM224 216V217H225ZM237 216V215H236ZM22 217H23V220H22ZM94 217V216H93ZM144 217V216H143ZM191 217V218H190ZM211 219H210V218ZM140 218H142L141 217V215H140ZM145 218V217H144ZM228 218H229V216H228ZM230 218H234V216H230ZM91 219V218H90ZM89 219V220H90ZM217 219V220H216ZM224 219V218H223ZM235 219H237V217H235ZM234 219V220H235ZM239 219V218H238ZM238 219H237V221H238ZM19 219H17L16 220V222L18 221ZM97 220V219H96ZM207 220H209V221H207ZM95 221V220H94ZM217 221V222H216ZM219 221V222H218ZM18 222H20V221H18ZM17 222V223H18ZM90 222V221H89ZM144 222V221H143ZM151 222H149L150 224H151ZM239 222V221H238ZM9 223V222H8ZM27 223H25V225L27 224ZM31 223H29V224H27V228L29 229V226L31 225ZM93 223H95V222H93ZM236 222H234L233 224H235ZM10 224H11V222H10ZM10 224H9V226L8 225H6V227L4 228V230L6 229V231H3L2 233H5V235L7 234V236H9L8 234H9V232L12 234V232H16V229L14 230V231H12V229H14V228H10ZM23 224V223H22ZM146 224H143L144 226H143V228L144 229H146L147 227H146ZM187 224V225H186ZM203 225V226H201L200 227V225ZM208 224V225H207ZM24 225V224H23ZM211 227H210V226ZM214 225V226H215ZM7 226L10 228H7ZM35 226V225H34ZM147 226L149 227L150 225L149 224H147ZM151 226V227H152ZM193 226H194V228H193ZM206 226V228H204ZM21 227V226H20ZM19 227V228H20ZM173 227V228H172ZM183 227V228H182ZM192 227V228H191ZM208 227V228H207ZM210 227V228H209ZM109 228H111L110 226H109ZM133 228V227H132ZM132 228H130V229H132ZM138 228V227H137ZM180 228H181V231H177V230H180ZM197 229L196 230V232H198L197 234H198V236L196 235V232L194 233V230H192V229ZM204 228V229H203ZM7 229L9 230V231H7ZM23 229V228H22ZM128 229V228H127ZM141 229H142V227H141ZM151 229V228H150ZM172 230V237H174L173 236V234L174 233H176L175 231H177V234H175L176 235V237H174L173 239H170L171 238V236L167 239V237H168V235H167V232H171V230ZM203 229V230H202ZM25 231H27L26 230V226H25V229H24ZM87 230V229H86ZM129 230V229H128ZM137 230V229H136ZM148 230V229H147ZM146 230V231H147ZM169 230V231H168ZM175 230V231H174ZM90 231V230H89ZM88 231V232H89ZM130 231V230H129ZM128 231V232H129ZM134 231V230H133ZM133 231H131V232H133ZM149 231V230H148ZM152 230H150V232H151ZM173 231H174V233H173ZM188 231V230H187ZM200 231H201V233H200ZM8 232V233H7ZM22 232L23 233H25L23 230H22ZM136 232H138V231H136ZM164 232H166V234H164ZM204 232V231H203ZM21 234V233H19V235H18V237H22V235H25V234ZM67 233H69V232H67ZM91 233V232H90ZM130 233V232H129ZM133 233H135V232H133ZM138 233H140V232H138ZM154 233H156V234H154ZM158 233H160L159 235H158ZM10 234V235H11ZM16 234V233H15ZM17 234H18V232H17ZM131 234V233H130ZM149 234H151V235H149ZM171 234V233H170ZM203 234H205L206 235V232H204ZM84 235V234H83ZM158 236V238L156 237V239H155V237L154 236ZM195 235V236H194ZM90 236V235H89ZM88 236V237H89ZM133 236V235H132ZM167 236V237H166ZM184 236V237H183ZM86 237V236H85ZM121 238V237H120ZM147 239V241H146V239ZM155 239V240H152V239ZM165 238V239H164ZM181 238V239H182ZM211 238V239H212ZM20 239V238H19ZM22 239V238H21ZM20 239V240H21ZM70 238H68V241H70L69 243H71V241L72 240H69ZM72 239V238H71ZM86 239H88V238H86ZM127 239V238H126ZM160 239H161V241H160ZM163 239H164V242H166V243H162V241H163ZM180 239V240H181ZM89 240V239H88ZM91 240V239H90ZM89 240V241H90ZM112 240V239H111ZM136 240V239H135ZM152 240V241H151ZM179 240V239H178ZM202 240V241H201ZM22 241V240H21ZM124 241H125V239H124ZM123 241V242H124ZM128 241V240H127ZM177 241V240H176ZM92 241H90V243H91ZM129 242V241H128ZM170 242V241H169ZM175 242V241H174ZM179 242V241H178ZM203 242V243H202ZM19 243H21V242H19ZM73 243V242H72ZM131 243V242H130ZM172 243V242H171ZM194 243H197V244H194ZM206 243H207V241H206ZM218 243V242H217ZM23 244V243H22ZM93 243H91V245H92ZM126 244H127V242H126ZM187 244V245H186ZM71 246H72V244H70ZM91 245H90V247H91ZM123 245V244H122ZM144 245V244H143ZM145 245H146V243H145ZM156 245H158V247H157V249L155 248L156 247ZM209 245V244H208ZM224 245V244H223ZM25 245H22V247H24ZM70 246V247H71ZM76 245H74L73 244V246H72V248L74 247V249L76 248L75 247ZM94 246H96L95 244H94ZM94 246H92V248L94 247ZM130 246V245H129ZM131 246H132V243H131ZM147 246V245H146ZM146 246H143L144 247V250H145V247ZM170 246V245H169ZM168 246V247H169ZM176 246H178V245H176ZM180 246V245H179ZM194 248H193V247ZM211 245H209V248H211L210 247ZM217 246H218V244H217ZM89 247V246H88ZM98 246H96V248H97ZM127 247V246H126ZM150 247H151V245H150ZM167 247V248H168ZM207 247V246H206ZM91 248V251L93 250ZM100 248H101V246H100ZM152 248V249H153ZM171 248V247H170ZM176 248H178V247H176ZM186 248H188V249H191L190 251L189 250H187ZM208 248V247H207ZM218 248H220L221 249V247H218ZM78 249V248H77ZM169 249V248H168ZM184 249V250H183ZM213 249H214V246H213ZM215 249H216V245H215ZM68 250H69V248H68ZM67 250V251H68ZM97 250V249H96ZM104 249H98V251H99V254L100 255H102L103 254V251ZM122 250H124V249H122ZM126 250V249H125ZM128 250H129V248H128ZM132 250V249H131ZM131 250H129V251H131ZM143 249L141 250V252L142 251H144ZM164 250V249H163ZM167 250V249H166ZM186 250V251H185ZM222 251H220L219 250V252H221L220 254L221 255H228L229 253H228V251H226V249H225V251H223V247H222V249H221ZM53 251H55V250H53ZM74 251H76V250H73L72 249V251L71 250H69L68 251V253L66 252V250H64L63 252H66L67 253V256H66V254L64 253L63 255H61L63 252L61 251V254H60V252L59 253H56V252H58V251H56V252H50V254L51 255H60V257H64V258H66V257H68V255H70V253H71V255H73L72 254V252L74 253ZM78 251V250H77ZM90 251V250H89ZM148 250L146 249V251L145 252H147ZM165 251V250H164ZM216 251H217V249H216ZM94 252H95V250H94ZM107 252V251H106ZM115 252V251H114ZM119 252V251H118ZM117 252V253H118ZM140 251H139V255H144L143 254V252L141 253ZM159 252V251H158ZM157 252V254H159ZM167 253H168V251H166ZM166 252H164V254L163 255H166ZM178 252V253H177ZM180 252V253H181ZM195 252V253H194ZM219 252H217V253H219ZM222 252H224V253H222ZM227 254H226V253ZM91 253V252H90ZM154 253L155 252H153V255H154ZM162 253V252H161ZM170 253H172V252H170ZM170 253H168L169 255H170ZM177 253V254H176ZM194 253V254H193ZM91 254H93V253H91ZM97 254V253H96ZM95 254V255H96ZM104 254H105V252H104ZM103 254V255H104ZM109 254V253H108ZM107 254V255H108ZM112 254V253H111ZM113 254H115V253H113ZM127 254V253H126ZM150 255L152 254V252L151 253H149ZM156 254V255H157ZM187 254V255H188ZM94 255V254H93ZM117 255V254H116ZM137 255V254H136ZM173 255V254H172ZM185 255V254H184ZM219 255V254H218ZM61 258L62 260L64 259V258ZM66 260H67V258H66Z\"/></svg>", "mask_w": 264, "mask_h": 264}]
</instances>
